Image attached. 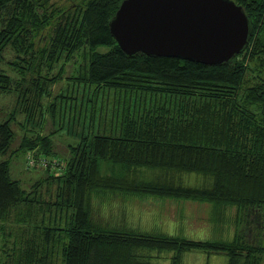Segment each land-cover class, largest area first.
Listing matches in <instances>:
<instances>
[{
	"label": "trees",
	"instance_id": "1",
	"mask_svg": "<svg viewBox=\"0 0 264 264\" xmlns=\"http://www.w3.org/2000/svg\"><path fill=\"white\" fill-rule=\"evenodd\" d=\"M83 1L73 8L55 0H0V58L10 45L20 77L0 71V92L18 90L26 104L34 98L28 123L36 100L64 79L62 61L78 55L68 79L83 86L75 99L82 97L84 111L65 168L52 165L58 156L51 135L22 138L17 150L49 161L30 167L45 174L29 189L12 177L11 161L0 159V264H184L192 251L224 254L228 264H261L264 0H233L249 17L250 41L217 66L127 55L109 27L123 0ZM43 32L50 33L46 42ZM72 95L56 94L50 109ZM12 120L0 121V156L15 139ZM186 175L203 181L186 185ZM152 198L211 204L217 225L235 209L234 239L193 240L117 219L116 208L135 212L139 200Z\"/></svg>",
	"mask_w": 264,
	"mask_h": 264
},
{
	"label": "rangeland",
	"instance_id": "2",
	"mask_svg": "<svg viewBox=\"0 0 264 264\" xmlns=\"http://www.w3.org/2000/svg\"><path fill=\"white\" fill-rule=\"evenodd\" d=\"M61 6L75 7L80 6L81 3L85 5L83 0H55ZM88 1V0H86ZM41 39L46 42L50 38V33L43 32L40 34ZM44 42V43H45ZM102 51L106 48L101 49ZM3 58H0V71L6 73L12 79H20L18 74L15 72L13 63L15 59V52L10 45L3 48ZM80 57L76 55L74 59L69 62L62 61L64 64V79L52 87V93L50 96H44L40 100H36L34 106L33 118L30 122H27L26 108L33 103V97L29 103H25L18 90H12L8 92H0V121L5 122L8 119L12 120V128L15 131V139L12 142L10 150L7 154L1 155L0 159L11 161V174L16 180H19L24 189H29L32 183L38 178H43L45 171L41 168L30 169L28 165L29 154L17 150L20 147L22 138L28 134L35 135L41 133L42 135H51L54 141V152L56 153L57 162L60 164V169L65 168L67 161L70 159V146L78 143L77 134L81 131L84 125V118L82 117L81 104L82 97L77 98L79 92L82 94L83 86H79L75 80L68 79L72 76L76 66L79 65ZM60 69V68H59ZM58 71V68H57ZM14 86V85H13ZM64 88V89H63ZM67 96L72 97V93L75 92L73 99H61L53 110L50 109L52 103L55 102L56 94L62 92ZM70 94V95H69ZM33 96V95H32ZM39 101L41 104H39ZM29 104V105H28ZM78 106V107H77ZM56 111V112H54ZM12 113L14 116L12 117ZM81 114V115H80ZM79 116L82 121L79 120ZM80 125H82L80 127ZM17 150V151H15ZM58 164V165H59ZM150 172L149 176H155V171ZM147 174V172H143ZM203 179L195 175H186L183 177V183L189 186L200 185ZM53 193L52 196H56L55 189L58 185L52 183ZM40 194L49 199V194L46 189L40 190ZM146 201L148 205L154 206L155 204L165 205L166 202L176 208V211L181 216L179 217L180 227H169L164 226L159 231H163L169 235L170 232L174 231V235L185 237L193 240H233L236 233L235 225V213L236 210L232 209L227 212V216L224 217L219 224L211 222V218L214 214L213 207L211 204L193 202L189 200H161V199H150ZM153 200V201H152ZM156 200V201H154ZM158 206V205H156ZM226 213V212H225ZM54 216V215H53ZM187 216L188 220L184 221L183 217ZM182 217V219H181ZM181 220V221H180ZM134 227L139 229L153 232L157 231L155 228L150 226L149 221H137ZM158 231V232H159ZM228 258L224 254H212L201 251H192L184 254V264H227ZM261 264H264V258Z\"/></svg>",
	"mask_w": 264,
	"mask_h": 264
},
{
	"label": "water",
	"instance_id": "3",
	"mask_svg": "<svg viewBox=\"0 0 264 264\" xmlns=\"http://www.w3.org/2000/svg\"><path fill=\"white\" fill-rule=\"evenodd\" d=\"M109 27L127 55L208 66L242 54L251 35L249 17L233 0H123Z\"/></svg>",
	"mask_w": 264,
	"mask_h": 264
},
{
	"label": "crops",
	"instance_id": "4",
	"mask_svg": "<svg viewBox=\"0 0 264 264\" xmlns=\"http://www.w3.org/2000/svg\"><path fill=\"white\" fill-rule=\"evenodd\" d=\"M146 201H151V200L143 199V200H139V202L137 201L138 202V204H136L137 211L135 212H134L135 208L133 209V206L132 208L131 207L116 208L117 210L116 215H118L117 219L121 220L122 222L129 221L130 225L132 226L133 225L135 226V224H137L136 223L137 221H146V222L149 221L150 226H152L157 230L156 232H158L160 228L163 227V225L172 228L181 226L179 222V217L181 215L177 213L176 208L171 206V204L166 202L165 205L155 204L154 206L152 205L147 206V204H144L146 203ZM183 219L184 221L185 220L187 221L188 217L185 216L183 217ZM159 232L164 233L163 231H159ZM169 235H174V231L170 232Z\"/></svg>",
	"mask_w": 264,
	"mask_h": 264
},
{
	"label": "built area",
	"instance_id": "5",
	"mask_svg": "<svg viewBox=\"0 0 264 264\" xmlns=\"http://www.w3.org/2000/svg\"><path fill=\"white\" fill-rule=\"evenodd\" d=\"M39 164L41 167L43 168H46L48 167V164H49V161L48 160H44V159H41V161H36L35 158L30 154L29 155V162H28V165L30 167H34L36 164ZM59 163L57 161H52V165H54V167H59L58 165Z\"/></svg>",
	"mask_w": 264,
	"mask_h": 264
}]
</instances>
